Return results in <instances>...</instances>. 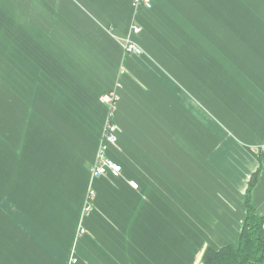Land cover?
<instances>
[{
  "label": "crops",
  "instance_id": "crops-1",
  "mask_svg": "<svg viewBox=\"0 0 264 264\" xmlns=\"http://www.w3.org/2000/svg\"><path fill=\"white\" fill-rule=\"evenodd\" d=\"M152 3L183 13L0 0V264H203L237 244L255 172L264 215V0ZM114 89L122 172L92 176Z\"/></svg>",
  "mask_w": 264,
  "mask_h": 264
},
{
  "label": "trees",
  "instance_id": "trees-1",
  "mask_svg": "<svg viewBox=\"0 0 264 264\" xmlns=\"http://www.w3.org/2000/svg\"><path fill=\"white\" fill-rule=\"evenodd\" d=\"M257 175L258 172L252 175L244 195L246 214L237 244L219 248L208 245L201 257L203 264H264V215L257 213L251 201Z\"/></svg>",
  "mask_w": 264,
  "mask_h": 264
},
{
  "label": "built area",
  "instance_id": "built-area-1",
  "mask_svg": "<svg viewBox=\"0 0 264 264\" xmlns=\"http://www.w3.org/2000/svg\"><path fill=\"white\" fill-rule=\"evenodd\" d=\"M132 6L135 9H150L152 6V0H132ZM142 31V27L137 23H132L130 29L123 40V48L125 52L131 54H141L143 53L142 48L132 39V35L138 34ZM119 87V84L117 85ZM103 100L107 104L109 111L106 116V120L103 126L101 145L97 153V163H95L91 169L90 173L92 176H113L118 177L121 175L122 166L106 156V151L109 145H116L118 142L119 127L117 126L114 115L117 109V101L119 99V94L117 90H111L103 94ZM130 186L137 188V183L134 180L129 181ZM95 197L94 190H89L88 199L86 200L83 213L88 214L94 209L93 199ZM86 233V228L80 224L78 228V234L84 235ZM75 261V259L73 260Z\"/></svg>",
  "mask_w": 264,
  "mask_h": 264
},
{
  "label": "rangeland",
  "instance_id": "rangeland-1",
  "mask_svg": "<svg viewBox=\"0 0 264 264\" xmlns=\"http://www.w3.org/2000/svg\"><path fill=\"white\" fill-rule=\"evenodd\" d=\"M170 5H171V4H169V3H167V4H166V3L161 4V6L159 5V7L162 9L161 12H160V10H158V7H156V6H154V7H156V11H159L160 14H170V13H173V14H170V15L174 16L175 13H176V14H182V13H183V6H184L183 3H179V4H177L178 9H179V8L181 9L180 12H178V9L175 8L173 5H171L173 11H170V10H169ZM151 7H153V3H152V6H151ZM154 7H153V8H154ZM124 51H125V50H124ZM118 83H119V82H118Z\"/></svg>",
  "mask_w": 264,
  "mask_h": 264
}]
</instances>
